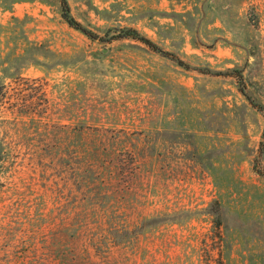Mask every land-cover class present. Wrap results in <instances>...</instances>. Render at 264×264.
Wrapping results in <instances>:
<instances>
[{
	"label": "rangeland",
	"instance_id": "374dc122",
	"mask_svg": "<svg viewBox=\"0 0 264 264\" xmlns=\"http://www.w3.org/2000/svg\"><path fill=\"white\" fill-rule=\"evenodd\" d=\"M0 0V264H264V0ZM135 28L190 64L132 38Z\"/></svg>",
	"mask_w": 264,
	"mask_h": 264
},
{
	"label": "trees",
	"instance_id": "16d2710c",
	"mask_svg": "<svg viewBox=\"0 0 264 264\" xmlns=\"http://www.w3.org/2000/svg\"><path fill=\"white\" fill-rule=\"evenodd\" d=\"M59 1H60V6H61V16L67 22V24L70 27L81 31L83 34H85L87 37H89L91 39H99V40L102 39V36H100L98 33L92 31L91 29H89L88 27L83 25L80 21H78L71 14L68 0H59ZM115 37L116 38H132V39L138 40V41L142 42L143 44H145L151 50L156 51V52L160 53L161 55L166 56V57L174 60L178 65H180L184 68H190L191 67L190 64H188L183 59L179 58L175 53L161 48L153 40H151L149 37L141 34L135 28H123V29L119 30L118 34H116ZM196 69L202 73H208V74H214V75H232V76L236 77L240 91L244 95H246V97L252 103V105L254 107H256L258 110H260L264 115V105L252 102L251 98L246 94V92L244 90V86H243V74H242L241 70L222 72V71H214V70H211L209 68H196ZM263 136H264V133H263ZM263 151H264V141H261L260 142V148H259L260 154H262ZM254 169L258 174H260L261 176H264V169L260 168L258 163H256L254 165Z\"/></svg>",
	"mask_w": 264,
	"mask_h": 264
}]
</instances>
